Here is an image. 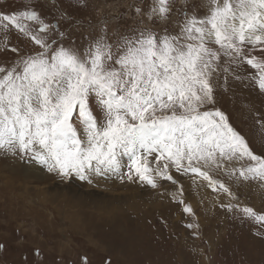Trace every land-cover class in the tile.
Instances as JSON below:
<instances>
[{
	"label": "rangeland",
	"instance_id": "374dc122",
	"mask_svg": "<svg viewBox=\"0 0 264 264\" xmlns=\"http://www.w3.org/2000/svg\"><path fill=\"white\" fill-rule=\"evenodd\" d=\"M155 4L0 0V13L36 11L49 29L39 32L40 23L25 21L30 33L55 41L54 48L62 45L81 53L102 36L115 50L125 37L146 30L176 34L185 14H207L205 0H171V12L161 20L151 12ZM40 50L30 35L14 27L0 31V66L11 67ZM215 64L210 78L213 102L200 111L222 112L250 150L264 157V90L253 79L257 70L223 54ZM89 103L99 112L95 94ZM121 162L118 170L92 174L91 182L65 180L49 173L31 153L0 150V264H85V257L86 264H264V225L243 212L250 207L264 214V180L240 174L254 163L247 157L222 159L220 167L203 161L197 165L231 195L166 160L151 167L173 179L153 172L157 186L152 187L135 176L127 178L128 156H121ZM72 189L91 198L78 197Z\"/></svg>",
	"mask_w": 264,
	"mask_h": 264
},
{
	"label": "snow or ice",
	"instance_id": "6c2138e0",
	"mask_svg": "<svg viewBox=\"0 0 264 264\" xmlns=\"http://www.w3.org/2000/svg\"><path fill=\"white\" fill-rule=\"evenodd\" d=\"M205 6L204 16L185 14L176 34L141 31L115 50L102 36L83 53L54 48L55 41L30 33L25 21L40 23L39 32L49 29L36 11L0 13V31L14 27L41 49L11 67L0 66V150L31 153L65 180L91 182L104 168L118 170L123 155L130 161L127 178L152 187L153 172L173 179L151 167L160 160L230 195L197 166L201 161L220 167L222 159L247 157L254 163L240 174L264 180V157L250 150L227 117L219 110L200 111L213 102L210 78L221 54L256 69L253 79L264 90V0H205ZM151 12L166 20L171 0H156ZM93 94L99 112L89 103ZM243 212L264 225V214L250 207Z\"/></svg>",
	"mask_w": 264,
	"mask_h": 264
},
{
	"label": "bare ground",
	"instance_id": "6f19581e",
	"mask_svg": "<svg viewBox=\"0 0 264 264\" xmlns=\"http://www.w3.org/2000/svg\"><path fill=\"white\" fill-rule=\"evenodd\" d=\"M190 181V180H189ZM81 184H84V185H88L85 181H81L80 182ZM64 189H66L67 190V187L65 186V187H63V190ZM72 190H74V189H72ZM75 191V193H76V196H78V197H81V196H85V197H88V198H91V194H89V193H85V192H83V191H78V190H74ZM132 191V190H131ZM114 192V191H113ZM114 194H115V192H114ZM129 194V193H128ZM113 195V194H112ZM127 195V194H126ZM96 197H100V198H102V199H109L110 197H106V196H100V195H95ZM121 196V195H120ZM123 196H125V193L123 194ZM112 198H114V196L112 197Z\"/></svg>",
	"mask_w": 264,
	"mask_h": 264
}]
</instances>
